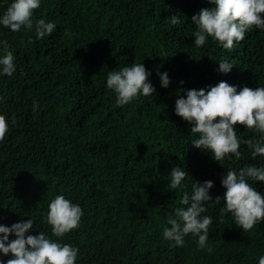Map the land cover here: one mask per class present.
<instances>
[{"label":"trees","instance_id":"trees-1","mask_svg":"<svg viewBox=\"0 0 264 264\" xmlns=\"http://www.w3.org/2000/svg\"><path fill=\"white\" fill-rule=\"evenodd\" d=\"M11 2L0 0V16ZM211 7L208 0H40L33 23L54 22L51 35L38 39L35 27L0 25V58L6 41L16 68L0 74V115L8 120L0 141V225L31 218L26 235L43 231L57 240L46 216L50 201L63 195L83 210L79 227L59 238L79 249L76 264H259L264 221L244 232L222 211L223 199L204 204L201 215L212 218L204 249L192 234L175 248L162 236L168 215L186 207L180 200L191 196L192 182L211 180L209 194L222 197L228 169L264 166L243 143L264 134L236 125L241 158L217 162L193 146L199 134L175 114L187 90L221 81L237 91L264 87V30L246 32L232 50L211 37L195 46L191 18ZM172 16L180 23L173 26ZM225 59L234 64L226 74L218 70ZM133 63L150 72L156 91L117 106L107 75ZM173 167L187 173L178 189L168 186ZM248 182L264 195V182Z\"/></svg>","mask_w":264,"mask_h":264},{"label":"clouds","instance_id":"clouds-1","mask_svg":"<svg viewBox=\"0 0 264 264\" xmlns=\"http://www.w3.org/2000/svg\"><path fill=\"white\" fill-rule=\"evenodd\" d=\"M213 5L203 8L192 16V24L196 26L193 33L194 44L201 47L208 37L217 41L225 50H232L235 44L243 41L245 33L253 28L264 30V0H208ZM40 7V0H12L7 10L0 16V25L13 32H19L22 27L32 30L35 27L37 38L51 35L56 28L54 22L37 19L33 23L34 10ZM173 26L180 23L178 16H172ZM3 57L0 58V74L11 76L16 71L11 46L3 42ZM219 63V72L229 73L234 64L227 59ZM150 72L143 64L133 63L119 71H110L107 75V88L116 94L117 106L132 102L139 95L149 96L156 91L148 81ZM163 87H168L170 81L167 73L160 74ZM33 102V111L37 108ZM175 114L191 125V133L199 134L192 141L194 147L210 152L217 162L230 154L236 159L241 158L239 151L241 141L235 131L236 125L247 129H255L264 134V87L255 89L243 87L237 91L235 86L221 81L209 89H191L175 101ZM12 123H16L15 117ZM8 132V120L0 115V141ZM251 151L253 158L264 157V135L260 139L243 141ZM187 173L181 167H173L170 173L171 189L181 187V182ZM264 182V166L246 165L237 170L228 169L221 184L226 189L223 196L213 198L209 191L214 187L211 180L200 183L192 182V194H183L175 213L169 214L167 225L162 236L171 242V247H183L188 234L198 236V246L204 249L208 240V229L212 223L210 216H202L207 211L206 202L213 205L225 201L222 211L231 213L234 223L250 231L258 222L264 221V195H261L248 181ZM83 210L78 204H73L63 195H56L50 201L46 216L51 226L52 235L57 240L50 239L43 231L38 235H26L33 228L34 220L29 218L23 222L13 223L10 227L0 225V253L13 258L0 260V264H76L79 249L69 244L59 242L70 231L79 227ZM14 235V239H9ZM211 252L212 249L208 248ZM264 264V257L259 259Z\"/></svg>","mask_w":264,"mask_h":264}]
</instances>
